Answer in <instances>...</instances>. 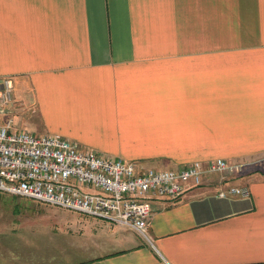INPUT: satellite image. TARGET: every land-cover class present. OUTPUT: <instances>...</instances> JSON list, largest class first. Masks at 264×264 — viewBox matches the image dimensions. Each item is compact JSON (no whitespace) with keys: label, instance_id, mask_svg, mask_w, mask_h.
I'll return each mask as SVG.
<instances>
[{"label":"crops","instance_id":"crops-1","mask_svg":"<svg viewBox=\"0 0 264 264\" xmlns=\"http://www.w3.org/2000/svg\"><path fill=\"white\" fill-rule=\"evenodd\" d=\"M4 77L0 116L31 111L38 135L142 168L242 167L151 198L146 237L97 218L70 261L0 222V264H264V0H0Z\"/></svg>","mask_w":264,"mask_h":264},{"label":"built area","instance_id":"built-area-1","mask_svg":"<svg viewBox=\"0 0 264 264\" xmlns=\"http://www.w3.org/2000/svg\"><path fill=\"white\" fill-rule=\"evenodd\" d=\"M13 102L12 80L4 77L0 114ZM6 118L0 122V191L93 216L144 237L153 211L151 198H177L186 188L200 185L205 174L242 167L216 158L178 169L145 170L132 161L80 150L59 135L17 131ZM217 195L246 197L249 190L230 185Z\"/></svg>","mask_w":264,"mask_h":264},{"label":"rangeland","instance_id":"rangeland-1","mask_svg":"<svg viewBox=\"0 0 264 264\" xmlns=\"http://www.w3.org/2000/svg\"><path fill=\"white\" fill-rule=\"evenodd\" d=\"M23 112H15L7 118L13 121L15 130H27L38 135L39 129L37 123L32 120L33 114L31 111L28 114V110ZM0 120L4 118L0 116ZM79 149L85 151V149ZM159 168L162 167H144L145 170H159ZM96 220L97 218L93 216L74 210L43 204L30 198L12 196L0 191V222L3 225L10 224L14 228L23 227V231L32 237L35 243H48L56 251L55 254L61 253L58 247H64L66 261L77 258L74 253L78 255L84 253L83 241L88 239L90 234L97 233L99 238L103 236V234L100 235L103 224L96 225ZM58 244H64V246H58Z\"/></svg>","mask_w":264,"mask_h":264}]
</instances>
